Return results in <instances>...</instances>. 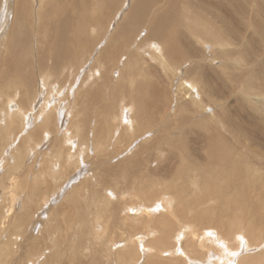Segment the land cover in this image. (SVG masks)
Masks as SVG:
<instances>
[{
	"label": "rangeland",
	"instance_id": "1",
	"mask_svg": "<svg viewBox=\"0 0 264 264\" xmlns=\"http://www.w3.org/2000/svg\"><path fill=\"white\" fill-rule=\"evenodd\" d=\"M27 1L34 11L37 1ZM73 1L65 0L63 3L68 8ZM99 1L80 0V5L89 15H104V22L95 24L90 21L86 25L84 47L80 46V56L76 52L74 57L75 76H70L66 81L63 77L51 78V94L45 95V88L41 87V80L38 79L41 94H38V88L30 95H24L25 91L20 89L21 95L16 96L15 105H23L25 112L19 113L18 119L9 124L12 131L7 134L6 142H10V149L14 148V152L10 153L9 158L7 156L6 161L8 146L0 142V179L5 185L4 189H0V221L3 226L0 225V242L10 238L8 242L11 244L8 255L1 259L5 263L0 264H93L95 260L99 264H115L116 261L120 264L121 260H117L116 255L124 247L120 245L122 242L116 245L113 242L124 240L135 231H125L126 219L122 218L123 213L115 206L119 202L137 203L139 199H129V193L133 194L138 186H144L147 181H175L170 176L179 165L178 158L182 152L177 146L180 144L187 150L183 152L186 153L184 161L202 168L208 161V145L213 139L224 138L222 140L239 150L246 165H253L264 172V0H189L187 9L191 14L186 15L184 9L178 13L183 24L188 21L201 22L197 20L195 9L201 17L214 19L212 28L215 29L216 25L227 33L226 45L223 42L216 45L211 40L201 41L194 37L198 30L191 28L193 25L183 27L176 23L174 18L178 14L174 4L169 5L168 0H106V5L102 7ZM2 2L6 7L9 3V17L6 14L0 30V41H3V32H7L10 24L15 0H0V9L4 5ZM141 5L143 8L146 6L143 13L141 10L139 13L131 12L133 9L139 10ZM159 18L162 21L160 24L157 22ZM170 18L173 22H170ZM162 23L165 27L170 24L169 28L175 23L174 44L178 53L174 55L168 53L166 28L158 29L163 26ZM28 24L32 26L30 19ZM246 24L252 26L246 28ZM199 26L201 30L204 25ZM155 29L158 32L154 33ZM239 34L242 39H239ZM26 37L29 41L30 35L26 34ZM49 40L47 35L44 41ZM153 42L156 45L149 47L148 43ZM33 48L38 51V57L45 54L44 46L34 45ZM77 57L80 63L75 60ZM30 72L42 74L37 68L35 70L28 66L22 74ZM5 76L6 80L11 78V75ZM91 94H94V98ZM35 96L37 99L34 101ZM41 106L46 107L54 117L46 129L40 115ZM51 107L54 109L49 112ZM142 111L146 113L143 115ZM119 115L121 118L128 117L121 119ZM144 116L148 119L145 120ZM134 123H137V128ZM65 136L71 139L72 144L69 145L72 148L65 146ZM60 150H63L61 155ZM199 175L195 172L192 178L200 181ZM130 181L139 184L134 188L133 185L126 186L127 183L130 185ZM175 182L182 184V178ZM107 186L116 195L109 197L111 205H107L103 211L100 207L98 211L104 212L101 223L111 226L106 229L108 235L103 234L109 241L104 240L101 247L97 245L98 240L93 239V232L86 231L95 224L93 215H88L85 222L75 219L83 211L79 205L74 209L72 206L76 203L72 200L80 204L81 198L84 201L90 198V192L91 200L92 193H99L103 198ZM124 189L127 191L123 192L122 199L118 195ZM248 194L252 196L250 200H254L257 192L252 188L247 191ZM152 198L157 201L159 195ZM148 199L143 203L148 205L153 202ZM250 200L244 197L246 203ZM216 204L219 205L216 199H212L196 209L205 205L210 209L203 212L214 215L212 207H216ZM173 205V209H176L179 204L175 200ZM252 206L260 221L243 222L254 227L246 229L244 225L241 226L245 232L250 231L249 235L243 237L250 240L253 246L249 250L244 247L238 264L244 257L264 253L260 243L264 239V209L254 204ZM107 208H111L114 216H108ZM157 213L166 216L164 209H158L153 215L157 217ZM142 218L148 217L144 215ZM17 220L20 227L13 226V221ZM221 221L227 223L228 219L222 217ZM200 225L197 223L195 226ZM236 225L230 222L226 226L235 229ZM218 229L227 236L230 245H237L232 242L233 232ZM134 230L143 231V228ZM178 230L175 225L174 233ZM160 232L152 237L148 235L144 241H151ZM253 236L257 238L253 239ZM100 237H103L102 234ZM103 248L111 249L110 255L103 254ZM192 250L190 253L196 259H206L204 248L194 247ZM93 256L96 259L93 260ZM140 256L138 264H144L148 257ZM177 258L170 254L164 256L170 262ZM182 261L181 258L176 260L185 264Z\"/></svg>",
	"mask_w": 264,
	"mask_h": 264
},
{
	"label": "bare ground",
	"instance_id": "2",
	"mask_svg": "<svg viewBox=\"0 0 264 264\" xmlns=\"http://www.w3.org/2000/svg\"><path fill=\"white\" fill-rule=\"evenodd\" d=\"M34 1H37V2H36V7L34 8V11H33L32 5H28L27 3L29 2L27 0H15V4L12 10V15L9 21L10 24L9 26L7 25L8 26L7 32L6 33L3 32L5 36L3 38V41L2 40L0 41V46H1L0 49L2 50L0 54V142H1V145L2 144L4 145L5 143H7L5 145L8 146L7 153H6L7 155H5V161L7 160V156L9 158L10 153L14 152V148L10 149L12 148L10 145V142H6L7 134H11V131H12V127L9 124L10 122L13 123L16 119H18L19 113L25 112L23 110V105L21 106L15 105L17 101L16 96L18 94L21 95L20 89H23V92L25 91L24 95H30L34 92L36 88H38L39 90L38 94H41L42 89L40 88L39 83H38V79H40L41 87L45 88L44 89L45 95H48L52 93V88H53V83H52L53 80L51 78L53 77L62 78L63 77L64 81H66L68 80L70 76H75V73H73L74 67H75L74 57H75L76 52L80 56V48H82L80 46H83V43H85L84 42L85 41L84 32H85L86 25L91 22L95 24H101L104 22V15H102L101 13H98L95 15H89V13L86 12L84 6L80 5V0L73 1L71 3L72 4L71 7H68V8L65 7V4L63 3V1L65 0H34ZM99 2H101L100 7H102L104 4L106 5L105 3L106 0H100ZM168 2L171 3L169 5L174 4L177 14L181 12L183 9L186 11L185 12L186 15L189 16V14H191V12L187 9V7L189 6L188 4L189 0H181L180 2L178 0H174V1L168 0ZM7 5L8 6L6 7L4 4L2 8L0 9V30L4 25L3 23L6 17L8 16L9 3ZM177 7H180L181 9L178 10ZM142 8H143V5H141L139 10L133 9L131 12L139 13V11L141 10V12L143 13L144 9H146V6H144L143 9ZM195 13H196V16L198 17L197 20L200 19L202 23L188 21L183 24L182 19H179V16H180L179 14L176 17L174 16L173 13L171 15H173L176 18V19L174 18V20L175 21L177 20L176 23H178L180 26L186 27L188 25H193L191 28L198 30L197 35L194 36L198 38V40H201V41L211 40L213 41V44L216 43V45H222L221 44L222 42L225 45L228 44L227 38H226L227 36L226 31L221 30L220 27L218 28V26L216 25L214 26L215 29L212 28L213 23H215L214 19H210V18L208 19L206 17H201V14L198 13L197 9H195ZM173 16H170V17H173ZM57 17L59 18L57 19ZM162 17L160 18L163 19ZM160 18L157 21L159 24L162 22L160 21L161 20ZM29 19L32 21V26L28 24ZM169 20L170 22H173L171 21V18ZM219 21L222 22L221 19H219ZM162 24L163 26L161 25L160 27H158V29L163 30V28H166L164 31L165 33L168 32L167 33L168 38H169V40L167 41L169 42V44L167 45L168 53L170 55H174L178 53L175 47V44H174V39L176 38V34H175L176 27H174L175 23H172V27L170 28H169L170 24L168 26L166 24V27L164 23ZM202 24L204 26H201V30H199L200 28L199 25H202ZM222 24L224 23L222 22ZM250 26L252 25L246 24L245 27L249 28ZM126 27L124 28L126 29ZM158 29L153 30L154 33L158 32ZM26 34L30 35L29 41H28V38L26 37ZM161 34L163 33L161 32ZM47 35L50 37V40L46 42L44 41V38ZM239 36L238 38L242 39L240 34ZM152 44H154V46L156 45V43L154 42L148 43L149 47H151ZM34 45H36L37 47L44 46L45 54L43 56L38 57L39 54H38V51H36V49L33 48ZM71 47H74V48L72 49ZM75 60H78L80 63V60L78 57ZM27 66L35 70L37 68L39 71H41L42 74H40V72H37L36 74L30 72V73H26L23 75L22 72L24 68ZM7 74L11 75V78H9L8 80L5 79L6 78L5 75ZM36 75H38L37 79L35 78ZM30 84L32 86L31 88H30ZM54 84L57 85V82H55ZM138 86H140V84ZM141 90L142 89H140V91ZM121 94L123 95L124 93L121 92ZM138 94H140V92ZM45 95L43 96V100H44ZM37 96H35L34 101L35 99H37ZM91 96H93L94 98V94H91ZM143 100H145V97ZM147 101L148 100H146V102ZM114 103H117V102H114ZM128 108L129 107H127V109ZM53 109L54 108L51 107L49 109V112H51ZM124 112L126 111L124 110ZM142 112H143V115L144 113H146L144 111ZM148 113L149 112H147V114ZM40 115L43 116V121H42L43 127L44 129H46L50 123V120H52L53 115L48 113V109L46 107H42V106L40 108ZM125 117H128V116H125ZM131 117L133 118V116ZM147 119L148 118L146 117L145 120ZM119 122L120 121H118V124ZM131 122H132V119H131ZM134 124L136 127L137 123H134ZM138 125L140 126V124ZM130 126L132 127V125ZM124 131L126 130L124 129ZM222 139L221 140L213 139V141H211V143L208 145L209 146L207 148L208 149V161L206 165H202V168L197 167L195 164L193 165L192 164L193 162L187 163L184 161L186 153H183V152H186L187 150L185 147H183L180 144L179 146H177L182 152L180 153L179 158H178L179 165L178 167L175 168L173 174H171L170 177L171 179L175 181H177L178 178H182V184L178 185L177 182L175 181L173 182L169 181L168 183H165L162 181L158 182V180L156 182L150 180V182L147 181V183L144 186L143 185L138 186L137 191H133V194L131 192L129 193L131 195L129 199H131L132 197L138 198L139 203L137 202V203L129 204L127 202H123L120 204L119 202L118 205L115 206V209L117 208L118 211L123 213L124 217L122 218L126 219L124 221L126 223L125 225L127 226L125 231L127 230L128 232L131 231L130 233H132V231L133 232L135 231L134 233L127 235L124 238V240L113 242V245H116L122 242V244L120 245L124 247L123 251L119 252L116 255L118 256L117 260H121L119 261L120 264H138V261L141 258L140 255H142V257L143 256L148 257L144 264H180L179 262H176V260H178L179 258L183 259L184 261L182 262H185V264H238L240 253L244 250V247H246L245 250H249L251 246H253L252 245L253 243L250 240L249 241L245 240L243 237V235L244 236L246 234L249 235L250 231L247 230V232H245L244 230L245 228L243 229L241 226L244 225L246 229H254L253 225L243 223V222L258 223L260 221L259 218L256 216L257 212L253 208L252 204L264 209V205H262L261 207V204L264 202V178H263L264 172L259 170L257 167H254L253 165L251 166L246 165L244 157L239 154V150L238 149L235 150L234 146H232L231 144H229L228 142ZM63 142H66L67 145L65 144V146H69V147L72 144L71 139L66 136H65V141ZM69 143L71 144L69 145ZM80 143L83 144L82 142ZM62 151L60 150L59 155L62 154ZM1 159L2 158L0 157V163H1ZM10 162H11V158H10ZM195 172L201 174L199 175L201 176V178L199 179L200 181H195L192 178ZM53 176L55 177V175ZM187 179H189V181H186ZM138 184L139 183H137L136 181H133L130 183V185L129 183L125 185L128 187L133 185L132 187L134 188L135 185H138ZM110 187L115 189L114 186L110 185ZM1 188L3 189L5 188V185L2 179H0V189ZM252 188H253V191L257 192V195L254 198V200H250L252 197L250 194L246 195L247 191ZM113 189L107 186L104 189L105 194L103 198H100L101 195L99 193L97 195L92 193V200H91V192H90L89 194L90 198L87 199L86 201H84L81 198L84 202H82V200L80 199V204H77L78 203L76 202L77 200H74V199L72 200L76 203L72 207H75L74 209H77L76 206L79 205L80 210L83 211L82 215L80 214V217L76 216L75 219L84 220L83 222H85L86 220L88 221V215H93L95 224L93 226L88 227L90 229H87L86 231L88 232L90 231V233L93 232L92 233L94 234L93 239H95L96 241L98 240L97 245L101 247L104 246V240L109 241L106 235L104 236L103 234L108 235V232L106 233V229L108 227L110 228L111 226H107L106 224L104 225L103 223H101V219L104 217L103 216L104 212H98V211L100 207H101V211H103L104 209H106L107 205L108 206L111 205V200L109 197H111V195L112 196L116 195V192H114ZM126 191L127 189H124L122 193L119 192L121 194L120 195L117 194L118 197L121 196L120 198H122L123 197L122 195H124L123 192H126ZM157 195H159V198L157 201H155L152 197H156ZM160 195H161V198H160ZM95 196L98 198H93ZM245 196H247V198L250 200L252 204H250V202L246 203L244 201ZM146 198H150L148 200L149 201L151 200L153 202H149L148 205H146L145 203H143L145 202ZM212 199H216V202L219 204V205L216 204V207H212V209L215 212L214 215H212L209 212H203L205 210L210 209V207H204L205 205L202 206L201 209H196L198 208V206L205 204L207 201H211ZM175 200L177 201V204L179 205H178V208L173 209L174 207L173 202ZM98 201H100V203ZM70 204L71 203H69V206ZM91 204H93L92 208H91ZM160 208L165 210L166 216L162 214L159 215L157 213L158 216L155 217L156 215H153V214H155V212H157L158 209ZM107 209H108L107 211L108 216L112 217L114 213L111 211V208H107ZM247 212H248V216L245 217V214ZM144 215H146V217L148 218L147 219L142 218ZM222 217L223 218L225 217L228 219V221H226L227 223H224L221 221ZM13 222H14L13 226L20 227L19 220L13 221ZM230 222L237 223L235 229H232L230 226L228 227L226 226ZM197 223H200L202 225L196 227L195 225H197ZM0 225L2 226V221H0ZM175 225H177V229H179L178 232L176 233H174ZM138 227L143 228V231L146 233H143V231L134 230L136 228L138 229ZM120 228L122 229L121 226ZM218 228L228 229L229 230L228 232H233L234 241L232 242H236L237 245L233 244L232 242H231L232 245H230L229 239L226 238L227 236H224V233ZM239 231L241 234L238 233ZM157 232H160L159 236L152 238L151 241L149 240L150 242L144 241L148 237V235L152 237ZM100 234H102L103 237H100ZM252 238L256 239L257 237L253 236ZM8 239H3L0 242V262H3V263H5V261L1 260L3 258L2 256L8 255L10 251V247H11V244L10 242H8ZM112 239L113 238H110V240ZM260 243H262L261 246L264 247V239L260 241ZM194 247L202 248V249L204 248L206 250V253L204 255L206 259L204 261L198 260L196 259L195 256H192L193 253H190V252L193 251L192 249ZM110 250L111 249H104V248L101 249L103 254H105L106 256L110 255ZM168 254L178 257V258L174 259L173 260L174 262H170L168 260L166 261L164 259V256ZM111 256H112V253H111ZM90 258H91V254L89 255V259ZM94 259L96 258H94L93 256V260ZM112 259H115V258H112ZM115 260L113 262H115ZM97 262L95 260V263L93 264H96ZM115 264H117V261ZM239 264H264V253L258 256L252 255V256L244 257L242 258L241 262H239Z\"/></svg>",
	"mask_w": 264,
	"mask_h": 264
}]
</instances>
